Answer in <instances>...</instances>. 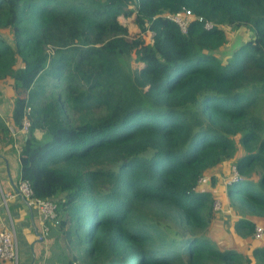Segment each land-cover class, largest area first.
<instances>
[{"label": "trees", "instance_id": "16d2710c", "mask_svg": "<svg viewBox=\"0 0 264 264\" xmlns=\"http://www.w3.org/2000/svg\"><path fill=\"white\" fill-rule=\"evenodd\" d=\"M182 8L214 25L192 18L181 32L166 15ZM133 13L151 42L120 22ZM225 26L251 37L223 63L214 51ZM131 52L141 67L128 65ZM6 79L0 156L18 161L14 188L26 179L56 203L48 236L68 244L65 264H264L263 244L244 254L199 233L215 211L196 188L231 161L235 231L254 239L255 225L264 229V0H0Z\"/></svg>", "mask_w": 264, "mask_h": 264}, {"label": "rangeland", "instance_id": "374dc122", "mask_svg": "<svg viewBox=\"0 0 264 264\" xmlns=\"http://www.w3.org/2000/svg\"><path fill=\"white\" fill-rule=\"evenodd\" d=\"M119 20L123 25L126 26L127 32L130 36L134 37L137 35H141L142 39L144 40V43H149L152 41L151 31L148 30L146 32L140 33L139 28L134 23V13L129 17L119 16ZM224 31L227 36V42L214 51V54L218 56L223 63H225L230 58L232 51L236 47H238L242 42L248 40L251 37V31L245 26H240L238 28L225 26ZM1 32H4V34L9 37L7 30H1ZM127 61H128V65L132 69H136L142 66V63L138 62L135 59L134 52H131ZM10 84H11V79H6L0 85L4 96L6 95V98L1 100L2 102H9L8 100L11 92L9 88ZM8 108L9 107L7 106L5 112L6 110L8 111ZM2 109H4V107H2ZM259 113L264 118V98L260 102ZM4 120L11 127V120L7 117ZM19 134L20 135H18V137L15 140L16 145L19 144V140L23 136L21 133ZM35 136L37 137V139L43 138L40 131H35ZM233 140L235 141L237 146V151L234 153V155H239L241 152V147L238 142V136L237 135L233 136ZM9 173L11 179L14 180L15 182L19 175V164L16 159L11 161L9 166ZM206 176L209 179L202 184H198L196 188L197 190H207L211 192L214 198L213 202L215 201V203L218 204L220 207L219 209H215L216 211L214 212L215 213L214 219L207 224L206 228L203 231L202 230L199 231V233L202 232L203 235L207 236L210 239V241L215 243L219 248H234L239 252H243L241 249H244L245 252H251V245L249 246V244H251V241L249 240L248 236H241L235 231L234 223L237 217L235 214V209L230 205L229 203L230 201L226 193L229 183L235 178L234 171L232 170V162L225 161L221 163L220 165L210 169L207 172ZM211 176L214 179L213 183L211 182L212 178L210 179ZM1 184L3 188L4 182L0 176V185ZM0 196H1V192H0ZM0 209H1L0 220L5 222L6 225H8V223L9 224L11 223L15 228L16 239L18 244V253H19L18 263L20 264L22 260V256L24 255L23 252L24 249L22 250L23 244L20 241L17 225L15 224V220L12 218L10 208L9 210H6V208L1 206ZM258 225L261 226L260 224ZM171 227L172 229L175 228L173 225H171ZM257 239H258L257 242L260 243L261 241L259 240L261 238L260 239L257 238ZM57 244L59 245L57 246ZM65 247H67L66 250ZM32 248L34 250V245L32 246ZM67 250L69 254L67 253ZM70 254H71L70 248L64 239H61L59 243L56 241V243L53 244V246H51V249L47 248L46 253L43 247L42 250H38L36 252L35 256L32 254L31 246L28 245L26 246V251H25V264H51L52 261H54L55 263L57 262L56 264H61L62 262L63 264H65V256L69 255L68 258L69 257L71 258ZM76 264H78V262Z\"/></svg>", "mask_w": 264, "mask_h": 264}, {"label": "built area", "instance_id": "2783aa9c", "mask_svg": "<svg viewBox=\"0 0 264 264\" xmlns=\"http://www.w3.org/2000/svg\"><path fill=\"white\" fill-rule=\"evenodd\" d=\"M169 19L177 24L181 32H185L188 22L192 18H196L203 22V26L206 29L211 28L214 24L211 21L205 20L201 16H194L190 9L182 8L175 13H169L166 15ZM29 127V120L26 115H24L20 131L26 132ZM12 130V129H11ZM12 134H14L12 130ZM232 170L234 171L235 178L231 182L240 179L237 174L235 166L232 165ZM209 178L206 174L199 177L197 183L202 184L206 182ZM230 182V183H231ZM15 195L20 196L26 202L29 208H34L39 217L38 229L35 230L34 238L38 241L45 240L49 233L50 227L56 222V203L51 199L36 198L33 196V192L29 182L26 179H21L17 183L15 188ZM2 204L6 206V198L2 195ZM219 205L213 202V209H219ZM263 227L255 225L254 227V238H261L263 234ZM0 260L11 262V264H18L19 253L18 245L16 239V232L12 225L7 228L3 227L0 229Z\"/></svg>", "mask_w": 264, "mask_h": 264}, {"label": "crops", "instance_id": "0c3cea01", "mask_svg": "<svg viewBox=\"0 0 264 264\" xmlns=\"http://www.w3.org/2000/svg\"><path fill=\"white\" fill-rule=\"evenodd\" d=\"M11 95L12 93L10 92V97H9V102H2L0 101V115H4L5 117H8L11 111ZM8 108V111L5 109L6 107ZM2 107H4V109H2ZM11 161H6L4 158H2L0 156V176L1 179L3 180L4 184H3V190L2 187L0 185V192H1V196H0V207L3 206L4 208H6V210H11V214H12V218L15 220V224L17 225L18 228V234L20 236V241L23 244L22 250L24 249V255L22 256V260L20 262V264H25V251H26V246H31V245H39L38 250H42V246L40 243H36L34 242V233L35 230H37L38 224H39V217L36 213V210L32 207L29 208L26 205V202L23 200V198H21L20 196H17L14 194L15 192V188L12 185L11 182V176L9 173V166H10ZM2 195L5 196L6 198V206L2 204ZM1 211V209H0ZM9 225H12L11 223L8 225H6L5 222H3L2 220H0V228H7ZM13 226V225H12ZM14 227V226H13ZM15 229V228H14ZM16 232V231H15ZM52 238H49V236L43 241L44 243V249H45V253L47 252V248L51 249L52 245ZM260 239V238H259ZM251 241V244H249V246H252L255 244V242L258 241V239H249ZM255 241V242H254ZM261 241L259 244H263L264 245V231L262 234L261 239L259 240ZM51 242V245H48ZM57 242L59 243V241L57 240ZM18 245V244H17ZM59 244H57L58 246ZM244 254H250V252H245L244 249H241ZM57 263V262H56ZM54 261L51 262V264H56ZM3 264H11V262L5 261V263ZM19 264V263H18ZM63 264V262L61 263Z\"/></svg>", "mask_w": 264, "mask_h": 264}]
</instances>
